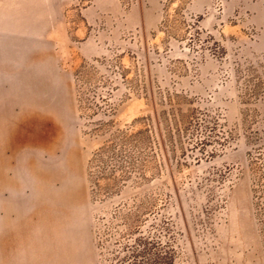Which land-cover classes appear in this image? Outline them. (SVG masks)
Segmentation results:
<instances>
[{
    "label": "rangeland",
    "instance_id": "obj_1",
    "mask_svg": "<svg viewBox=\"0 0 264 264\" xmlns=\"http://www.w3.org/2000/svg\"><path fill=\"white\" fill-rule=\"evenodd\" d=\"M143 263L264 264V0H0V264Z\"/></svg>",
    "mask_w": 264,
    "mask_h": 264
},
{
    "label": "trees",
    "instance_id": "obj_2",
    "mask_svg": "<svg viewBox=\"0 0 264 264\" xmlns=\"http://www.w3.org/2000/svg\"><path fill=\"white\" fill-rule=\"evenodd\" d=\"M129 233L138 234V233H141V231H140V228H132L131 230H129ZM140 244H144V243L141 242ZM137 246L139 247V245H137ZM139 256H140V252L138 251V249H133L129 253V258H131L132 261L136 260ZM143 264H147V263H143Z\"/></svg>",
    "mask_w": 264,
    "mask_h": 264
}]
</instances>
